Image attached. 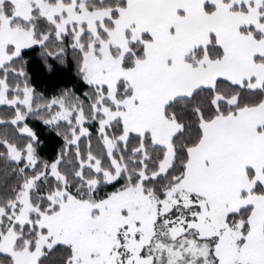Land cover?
<instances>
[{
    "label": "snow or ice",
    "instance_id": "snow-or-ice-1",
    "mask_svg": "<svg viewBox=\"0 0 264 264\" xmlns=\"http://www.w3.org/2000/svg\"><path fill=\"white\" fill-rule=\"evenodd\" d=\"M0 107V264H264V0H0Z\"/></svg>",
    "mask_w": 264,
    "mask_h": 264
},
{
    "label": "trees",
    "instance_id": "trees-1",
    "mask_svg": "<svg viewBox=\"0 0 264 264\" xmlns=\"http://www.w3.org/2000/svg\"><path fill=\"white\" fill-rule=\"evenodd\" d=\"M71 57L72 53L69 50L67 53V58L70 60ZM26 59H39V49H37L36 52H31L30 56L26 57ZM65 68H67V64L65 65ZM29 76L33 81L31 86L36 90L37 96L43 95L47 100L57 96L62 89L66 87H72V83L69 81L75 76V67L73 65L72 71L70 73H65L59 76H50L39 73L33 75L31 72L29 73ZM8 114L9 113L6 108L0 107V117H7ZM29 123L39 132L42 137V155L45 158L52 156L54 149L57 147L56 140L49 135V132L45 126L35 118H30Z\"/></svg>",
    "mask_w": 264,
    "mask_h": 264
}]
</instances>
